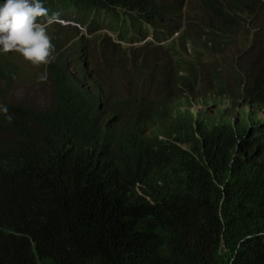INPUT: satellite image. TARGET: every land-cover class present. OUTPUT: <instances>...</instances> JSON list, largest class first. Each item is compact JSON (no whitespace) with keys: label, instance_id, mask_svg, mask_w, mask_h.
<instances>
[{"label":"trees","instance_id":"1","mask_svg":"<svg viewBox=\"0 0 264 264\" xmlns=\"http://www.w3.org/2000/svg\"><path fill=\"white\" fill-rule=\"evenodd\" d=\"M183 1L42 0L89 34L47 26L43 108L6 100L21 74L43 81L21 54L0 55L12 117L0 114V264H264V0H190L182 13ZM143 19L154 39L170 37L169 59L151 42L125 57L123 30ZM227 52L231 80L214 66ZM81 57L92 76L78 89L66 68ZM170 103L214 106L220 130L198 141L186 123L148 133ZM235 118L237 145L221 139Z\"/></svg>","mask_w":264,"mask_h":264},{"label":"clouds","instance_id":"2","mask_svg":"<svg viewBox=\"0 0 264 264\" xmlns=\"http://www.w3.org/2000/svg\"><path fill=\"white\" fill-rule=\"evenodd\" d=\"M189 2L190 0L183 1L182 13H184L186 9L185 5L189 4ZM186 12L182 24L187 28L188 24L186 19ZM59 13L62 15H66L67 17L59 16ZM59 13L52 12L50 14L49 9L44 6L42 0H0V55L9 52H17L21 54L23 58L30 63L36 66L41 65L38 70V75H40L38 79H40L41 81L47 80L46 75L42 74V71L44 70L45 65L50 63L54 59L53 53L55 51V45L52 43V38L48 34L47 26L55 23L59 24V26L64 29H68L69 26H76L79 30V35H82L85 38L89 37V34L87 33L85 27L81 26L73 19H71L72 16L71 18H68V16L70 15H68L69 12L66 10V8H62V11H60ZM141 21L145 23L141 24L140 30H137V26L133 27L131 25L133 23H131L127 27V30H123L127 32L128 38H133L132 40H126L122 42L127 48L131 47L133 50L143 48V46L147 42H151L152 46H167L170 37L162 39V41H157L156 39H154L153 35L155 32V27L153 26V24L146 23L147 21L144 19ZM158 26L165 27L164 25L159 24ZM177 27L180 29V23H178ZM177 27H168L166 31L167 33H172V37H176L179 33V29ZM161 29L162 28H159V30ZM99 31L103 32L104 34L107 33V35L110 36L115 43H121V40L117 38V34L112 32V30L109 31L101 27ZM159 34V36H161L162 38L165 37L164 34L160 32ZM112 35H115L116 38H113ZM65 37H67V34L63 35V40L65 39ZM81 69H83V73H81L80 75L78 71H80ZM66 73L69 77V81L71 79L72 85L77 87L78 89H81L86 87L85 82L87 78L91 79L90 76H92V68L90 64L87 63V60L81 57V62H72L71 60H68ZM23 76L25 77V74H21L20 78L17 79V81L13 85V88L6 93L7 95L5 96V98L7 101H12L8 100L7 98L12 95L17 89L18 84L21 80H23ZM113 78L115 81L117 80L116 76H113ZM1 85L3 84L0 83V86ZM34 97L39 98V95L33 94V98ZM0 105H2V102H0ZM168 109L171 111V115L169 117H166L163 123L155 122L149 125L147 127L148 133H158L157 127L159 126H170L174 124L186 123L196 132L195 140L198 141L204 133L210 136L212 135V132H217L220 130L218 129V127L214 128L213 131L210 130V127L220 123V119L217 117L218 115H216L215 108L212 105L199 106L188 103H170L168 105ZM0 114L5 115V118L11 121L12 117L8 115V108L6 106H0ZM260 117L263 119L264 114H261ZM209 120H213V122H209ZM231 122H233V124L230 122L228 123L232 125L233 130H229V127L227 125H224L223 130L225 131L226 135L221 139L227 140L231 142V144L237 145L240 143L239 133L236 125L237 119L235 118ZM260 126L264 127V119L261 122ZM119 131L120 130H118L117 127L113 128V133ZM249 132L250 128L246 131V133ZM124 134L125 133L123 132L118 137H122ZM160 138L164 137L160 135Z\"/></svg>","mask_w":264,"mask_h":264},{"label":"rangeland","instance_id":"3","mask_svg":"<svg viewBox=\"0 0 264 264\" xmlns=\"http://www.w3.org/2000/svg\"><path fill=\"white\" fill-rule=\"evenodd\" d=\"M198 3V2H197ZM197 7V6H196ZM202 11L201 6H199V8H195V7H191L188 6L187 7V13L189 16H195L197 13H200ZM68 15L74 17L73 13H68ZM113 38H116L115 35H112ZM132 45V44H129ZM135 51H137V49H135ZM131 47L126 48L125 50V57L129 58L131 56H133V53H135V55L139 58V56L137 55V53L135 52ZM146 53L148 54L147 50ZM161 54L160 56H162L165 59H169L170 57V52H168V48L167 46H163L161 48ZM235 52V51H234ZM234 54L227 52L226 55L224 53H222L221 55H218V60L214 63V66H216V70L220 75L223 76H228V79H232L230 78V75L228 74V71L231 67V65L235 64L234 59L235 57L233 56ZM236 61L239 63L241 62V58L237 57ZM212 65V63L208 64V67ZM213 66V65H212ZM208 67H203L204 71H205V75L208 78H212V75H210L209 73V68ZM31 68V73H35L38 74V66L32 64L30 66ZM206 81V80H205ZM41 81H38V83H40ZM33 82H31L28 78L23 76V80L20 81V83L18 84L17 89L14 91V93L12 95H10L7 99L8 100H12L15 102L18 101H23V102H31L35 107H39L42 108L43 106H46L49 102V98H48V84L46 82H42L39 85V88L34 87ZM33 94L35 95H39V98H33Z\"/></svg>","mask_w":264,"mask_h":264}]
</instances>
